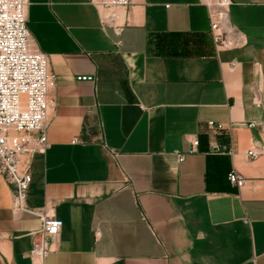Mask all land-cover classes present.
<instances>
[{"label":"crops","instance_id":"crops-1","mask_svg":"<svg viewBox=\"0 0 264 264\" xmlns=\"http://www.w3.org/2000/svg\"><path fill=\"white\" fill-rule=\"evenodd\" d=\"M215 1L28 0L31 43L56 82L26 207L62 228L32 259L40 219L12 209L0 176V264H264V131L246 126L264 121V0H229L237 45L221 49ZM229 135L232 155L213 153Z\"/></svg>","mask_w":264,"mask_h":264},{"label":"built area","instance_id":"built-area-1","mask_svg":"<svg viewBox=\"0 0 264 264\" xmlns=\"http://www.w3.org/2000/svg\"><path fill=\"white\" fill-rule=\"evenodd\" d=\"M130 1L90 0L102 9L127 7ZM27 6L28 0H0V176L12 190V209L35 214L40 219V228L32 233L29 256L43 261L60 233L62 222L51 215L29 211L26 199L32 183L33 159L44 155L49 148L47 132L50 113L55 107L50 92L55 88L56 79L46 55L31 43L26 27ZM229 6V0H216L207 5L210 35L216 49L237 45L224 31ZM76 81L90 82L92 77H76ZM208 126L223 129L213 122ZM246 126L264 131V121L249 122ZM197 146L198 141H193V149ZM211 150L231 156V135L226 147L214 146ZM246 156L254 159L258 153L252 149ZM182 159L178 156L179 161ZM226 180L238 189L245 183L236 171H230Z\"/></svg>","mask_w":264,"mask_h":264}]
</instances>
